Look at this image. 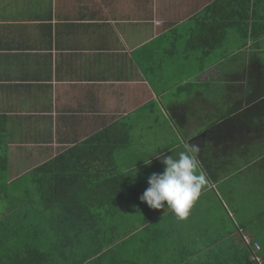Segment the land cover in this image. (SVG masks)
<instances>
[{"label":"crops","instance_id":"1","mask_svg":"<svg viewBox=\"0 0 264 264\" xmlns=\"http://www.w3.org/2000/svg\"><path fill=\"white\" fill-rule=\"evenodd\" d=\"M215 1L0 0V154L8 183L41 165L69 164L66 155L76 150L93 149L98 158L97 138L87 142L106 131L107 146L108 131L117 135L112 162L125 165L123 202L106 212L123 259L222 264L246 248L244 238L261 248L247 231L243 200L247 184L263 198L264 133L244 118L264 88L248 75L251 53L264 62V41L243 46L230 36L216 49L210 28L195 40L201 50H189ZM233 117V128L218 129ZM207 132L212 142H193L207 183L188 217L142 203L149 176L164 170L161 160ZM8 207L0 213L10 215ZM31 207L21 213L30 217ZM13 219H0V236Z\"/></svg>","mask_w":264,"mask_h":264},{"label":"trees","instance_id":"2","mask_svg":"<svg viewBox=\"0 0 264 264\" xmlns=\"http://www.w3.org/2000/svg\"><path fill=\"white\" fill-rule=\"evenodd\" d=\"M207 13H210V19L204 17L209 21L199 23L189 50H201L195 40L206 38L207 32L204 31L210 28L214 29V39L209 45L216 49L230 36H236L243 46L259 45L264 41V0H216L206 8L204 16ZM250 55L248 75L254 77L249 81L259 84L264 80V62L261 58L253 59L257 56L255 53ZM255 65L261 67L256 74ZM258 95V104L248 109L244 121L252 128L258 126L260 135L264 133V117L259 115L264 114V88ZM237 118L226 119L218 129L233 128ZM107 133L111 140L107 146L102 141L107 136L106 131L87 142H94L97 138L98 158H95L93 149L87 152L76 150L78 153H67L66 157L73 158L69 164L41 165L26 173L28 187L25 188H29L28 194L36 196L37 201L31 199L30 205L37 211L30 217L21 211L11 216L15 219L14 226L7 236H0V264H133L123 259L112 246L117 237L111 235V226L107 222L112 215L106 212L112 205H121V193L125 188L123 177L110 157L116 150L113 138L117 135ZM210 133L199 136L192 144L212 142L214 135ZM0 155V172L5 173L7 156ZM22 202L29 204L19 199L18 204L9 205V211L18 210ZM100 209L104 211L100 212ZM26 236L29 237L27 242ZM243 242L246 248L235 247L239 252L236 255L231 253L232 260L222 264H264V242H259L261 248L256 253L253 251L256 242L249 239L248 243L244 239ZM252 257L254 260L250 259ZM255 259H261V263Z\"/></svg>","mask_w":264,"mask_h":264},{"label":"clouds","instance_id":"3","mask_svg":"<svg viewBox=\"0 0 264 264\" xmlns=\"http://www.w3.org/2000/svg\"><path fill=\"white\" fill-rule=\"evenodd\" d=\"M183 147L184 150L176 158L171 155L161 160L163 172L149 176L148 187L140 196V201L153 210H161L166 204V211L179 220L188 217L207 183L206 173L198 159L199 146L189 142ZM156 158L160 157L156 155ZM150 163L151 160H148L144 164Z\"/></svg>","mask_w":264,"mask_h":264},{"label":"rangeland","instance_id":"4","mask_svg":"<svg viewBox=\"0 0 264 264\" xmlns=\"http://www.w3.org/2000/svg\"><path fill=\"white\" fill-rule=\"evenodd\" d=\"M235 44H236V41L232 43V45H235ZM112 153H114V151ZM0 165H1V162H0ZM116 168L120 172L121 169L125 168V165L119 164L118 166L116 165ZM1 174H3V173H1ZM7 174H9V170H7ZM7 174L5 172L2 175V180H4V183H2V185H4L6 182V186L1 187V183H0V207H4L6 210V207L9 205H12V203L18 204L19 199L22 201H27L29 203L28 205H30L31 199H34L37 201V198H36V196H34V194L32 195V194L27 193V191H29V188H28V190H27V188H25V187H28L26 175L19 176L18 181H14L13 184L11 183L12 182L11 181L10 182L11 184H10V183H8ZM120 174H121V172H120ZM8 177H9V175H8ZM9 184H10V186H8ZM7 186H8V188H7ZM3 188H5V190ZM253 188H254V186L252 187L250 184H247L246 189L244 190V192L246 194V197L243 200V201H245L244 207L246 206V209L248 208L246 211L245 222H247V223L250 222L249 225H247V227H248L247 231L251 233V231L253 230L255 233V236L258 239L260 238V241L264 242V189L261 191V193L263 194V198L258 197V199H257L256 197H253L250 194V193L254 192ZM29 195H30V197H29ZM7 200H8L9 204H6ZM19 205H20V207L18 208V210L17 209L14 210L10 215H5V214L0 213V219H5L9 216L11 217V216L20 214L19 211H21V208L28 206L24 202H22V204H19ZM31 206L32 205H30V207ZM241 207L243 209V206H241ZM256 217H258L259 219L256 220ZM127 251H129L128 247H127ZM224 257H226V259H227V256H224Z\"/></svg>","mask_w":264,"mask_h":264},{"label":"built area","instance_id":"5","mask_svg":"<svg viewBox=\"0 0 264 264\" xmlns=\"http://www.w3.org/2000/svg\"><path fill=\"white\" fill-rule=\"evenodd\" d=\"M244 241H245L246 243H248V239H247V238H244ZM259 249H260V247H259L257 244H254V246H253V250H254V251H259ZM255 260H257V261L259 262L258 259H255ZM259 263H260V262H259Z\"/></svg>","mask_w":264,"mask_h":264},{"label":"bare ground","instance_id":"6","mask_svg":"<svg viewBox=\"0 0 264 264\" xmlns=\"http://www.w3.org/2000/svg\"><path fill=\"white\" fill-rule=\"evenodd\" d=\"M13 184V183H12ZM250 190V189H249ZM250 205V204H249ZM251 207V206H250Z\"/></svg>","mask_w":264,"mask_h":264}]
</instances>
